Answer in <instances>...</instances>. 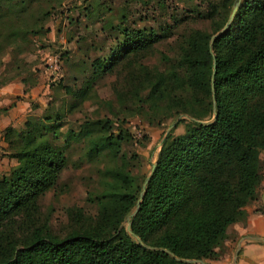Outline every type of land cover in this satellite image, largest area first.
<instances>
[{"label":"trees","instance_id":"obj_1","mask_svg":"<svg viewBox=\"0 0 264 264\" xmlns=\"http://www.w3.org/2000/svg\"><path fill=\"white\" fill-rule=\"evenodd\" d=\"M53 1L0 0V63L8 53L26 51L31 35L48 31ZM133 1L146 9L145 16L129 26L125 5L117 24L105 22L114 31V45L106 58L91 61L79 87L66 88L74 100L69 109L89 97L101 74L123 64L133 113L155 124L178 115L193 119L181 118L177 125H184L183 132L170 131L161 141L154 171L129 219L131 234L126 217L147 176L139 178L128 167L126 159L137 156L123 148L131 142L126 128L96 118L69 133L86 139L85 157H102L108 164L99 170L100 189L88 196L95 215L84 221L80 208L68 209L75 226L58 236L41 220L39 200L57 187L69 164V154L50 136L62 111L29 118L21 129L7 126L3 140L16 164L0 175V264H199L180 259L220 258L227 228L243 220L244 208L257 199L264 150V0H205L155 27L138 21L154 19L158 9L163 15L162 1ZM237 1L230 25L210 48L211 36ZM195 21L208 26H189ZM163 41L169 43L160 68L143 61Z\"/></svg>","mask_w":264,"mask_h":264},{"label":"rangeland","instance_id":"obj_2","mask_svg":"<svg viewBox=\"0 0 264 264\" xmlns=\"http://www.w3.org/2000/svg\"><path fill=\"white\" fill-rule=\"evenodd\" d=\"M126 1L127 4L123 3L124 0H54L46 22L48 31L31 35L26 51L19 52L15 57L8 53L0 63V88L7 86L11 90L0 92V175L8 173L16 164L3 140L4 129L7 126L21 129L29 118L41 117L46 112L62 111L58 128L50 136L55 144L69 154V164L61 173L57 187L47 191L39 200L41 220H46L49 231L58 236L65 235L75 226V217L68 213V209L74 212L80 208L84 221L88 216L92 218L95 215V204L89 201L88 196L100 189L99 170L108 164L102 157H85L86 139L69 135L71 131H79L84 120L108 118L112 120L114 129L121 125L128 130L131 142L123 148L125 152L136 153L137 157L135 160L126 159V162L139 178L149 174L167 130L173 134L184 130L182 123L177 125L181 120H177L179 115L162 124H155L150 123L145 116L133 113V105L128 97V69L123 64L110 73L101 74L94 81L89 97L69 109L74 100L66 88L79 87L83 78L90 74L88 67L91 61L97 57L106 58L109 48L114 45V31L106 28L105 22L117 24L119 11L125 5L128 7L129 26H132L129 24L132 20L145 16L146 9L143 6L133 0ZM161 1L165 13L160 15L163 11L158 9L154 19L138 21V25L155 27L162 18L168 19L170 14L181 17L193 4L203 5L205 2ZM87 5L91 6V12L90 9L85 10ZM189 26L206 28L208 24L195 21L190 22ZM167 43H158L153 54L147 55L143 61L160 68V54L167 52ZM22 77L25 78L24 82L21 81ZM260 160L264 177V150L260 153ZM232 231L228 235L233 239L231 242L224 240L221 257L202 260L204 264H231L235 248Z\"/></svg>","mask_w":264,"mask_h":264},{"label":"crops","instance_id":"obj_3","mask_svg":"<svg viewBox=\"0 0 264 264\" xmlns=\"http://www.w3.org/2000/svg\"><path fill=\"white\" fill-rule=\"evenodd\" d=\"M11 91L7 86L1 87L0 92ZM8 93V92H7ZM6 95V94H5ZM245 218L227 228L234 233L235 245L233 254L239 245L236 261L231 264H264V177L258 187V197L245 208ZM229 235L227 242L232 241ZM227 256V255H226ZM225 258V257H224ZM223 260V259H222ZM223 262V261H222Z\"/></svg>","mask_w":264,"mask_h":264},{"label":"water","instance_id":"obj_4","mask_svg":"<svg viewBox=\"0 0 264 264\" xmlns=\"http://www.w3.org/2000/svg\"><path fill=\"white\" fill-rule=\"evenodd\" d=\"M237 6H238V1L234 3V5H233V7H232V10H231V13H230V15H229V18H228V20L226 21V23L224 24V26L221 28V30H219L217 33H215L214 35L211 36V38H210V43H209L210 48H211V46H212V42H213L214 38L217 37L218 35H220V34H221L225 29H227V27L230 25V22H231V20H232V18H233V15H234V13H235V11H236V9H237ZM214 74H215V65H213V70H212V76H211V77H213ZM215 117H216V113H214V115H213V119H214ZM180 118L193 119V118H191V117H189V116H187V115H179V116L177 117V120L180 119ZM167 133H168V130H167L166 134H167ZM165 136H166V135H165ZM163 139H164V138H163ZM163 139H162V140H163ZM154 168H155V162L152 164V167H151V169H150V172H149V174L147 175V177H146L145 180H144V184H143V186H142V190H141V192H140V194H139V197H138V200H137V202H136V207H135V209H134V210H133V211H132L127 217H126V220H127V222H126V231H127L129 234H131V230H130V220H129V219H130L131 216H133V215L135 214V212L137 211V209H138V207H139L140 201H141V199H142V195H143V191H144L145 184L148 182V180H149L151 174H152L153 171H154ZM133 238H134L137 242H139L141 245H144V246H146V247H148V248H151V249H158V248H156V247L147 246V245H146L143 241H141L140 238L137 237L136 235H133ZM159 249H161V248H159ZM238 249H239V245H238V247L236 248L235 253L233 254V262L236 261V256H237ZM180 260L185 261V262H193V263H201V264H204V263L202 262V260H198V259H191V260H188V259H180Z\"/></svg>","mask_w":264,"mask_h":264}]
</instances>
